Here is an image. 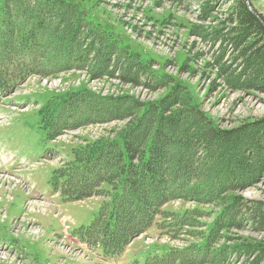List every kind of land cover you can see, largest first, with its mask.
<instances>
[{
    "label": "rangeland",
    "instance_id": "1",
    "mask_svg": "<svg viewBox=\"0 0 264 264\" xmlns=\"http://www.w3.org/2000/svg\"><path fill=\"white\" fill-rule=\"evenodd\" d=\"M34 1L0 0V30L21 33L28 23V12L22 11H30ZM57 1L72 15L65 28L81 21L85 39L95 26L110 34L114 48L134 54L144 66L136 82L122 79L123 66L115 59L99 75L88 65L71 67L29 75L0 91V264L94 263L92 252L101 255V249L91 242L86 248L94 251H86L83 243L111 188L99 183L94 195L70 200L57 171L66 170L90 144L122 142L132 118L148 103L165 102L171 89L183 96L175 102L178 108L197 107L211 125L212 130L203 122L201 134L194 125L187 127L198 140H210L218 130L228 136L238 131L264 158V125H253L257 133L251 135L241 130L244 123L263 122L264 87L226 82L247 73L250 48L237 35L234 17L238 0ZM242 1L264 18V0ZM93 60L90 54L88 62ZM78 93L85 102L72 101ZM119 99L126 100L123 116L97 120L98 106L105 109ZM195 148L205 155L199 141ZM262 171L210 202L184 197L164 203L150 228L128 242L134 240L127 246L131 264H264Z\"/></svg>",
    "mask_w": 264,
    "mask_h": 264
},
{
    "label": "trees",
    "instance_id": "2",
    "mask_svg": "<svg viewBox=\"0 0 264 264\" xmlns=\"http://www.w3.org/2000/svg\"><path fill=\"white\" fill-rule=\"evenodd\" d=\"M33 5L30 11H22V14L28 12V23L22 24L26 27L21 33L0 30V90L11 89L32 74L49 76L71 67L88 65L93 75H99L115 59L123 66L122 79L139 80L136 73L143 70V63L134 54L114 48L109 33L94 26L85 31L88 36L84 39L81 21L79 26L74 22L65 28L72 16L65 10V4L57 0H36ZM237 10L234 15L240 28L237 35L248 40L250 48L243 66L247 73H241L238 78L231 76L226 82L232 87L246 85L263 89L264 18L247 9L242 0L237 1ZM54 39L59 40L57 44L52 43ZM90 54L94 56L92 62H88ZM126 62L128 65L124 66ZM166 97L160 105L146 104L140 116L132 118L123 130L122 142L90 144L66 170L57 171L63 179L62 193L70 200L94 195L99 191V183L110 186L109 201L100 205L88 227L90 240L105 255L120 254L135 235L150 228L160 206L169 200L190 197L210 202L222 190L243 187L263 172V153L256 144L243 139L238 131L228 136L226 131L218 130L216 135L210 134V140H198L187 127L194 125L201 134L203 122L208 125L204 115L197 107L189 109L182 104L178 108L175 103L178 90L171 89ZM77 99L86 101L79 93L72 101ZM126 106L125 99L113 101L105 109L98 106L97 120L119 118ZM191 110L194 113L190 119ZM263 122L244 123L241 130L255 134L257 129L253 125L261 127ZM50 131L46 133L49 136ZM196 140L203 146L199 150L205 155L196 154Z\"/></svg>",
    "mask_w": 264,
    "mask_h": 264
},
{
    "label": "crops",
    "instance_id": "3",
    "mask_svg": "<svg viewBox=\"0 0 264 264\" xmlns=\"http://www.w3.org/2000/svg\"><path fill=\"white\" fill-rule=\"evenodd\" d=\"M132 258H134V256L130 254V250L127 248L122 254L118 256L100 257L97 255V259H94V263L95 264H131Z\"/></svg>",
    "mask_w": 264,
    "mask_h": 264
}]
</instances>
